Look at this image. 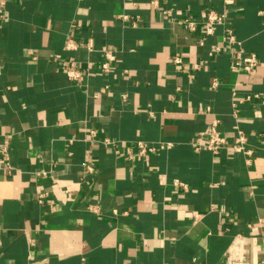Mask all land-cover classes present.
Here are the masks:
<instances>
[{"label":"crops","instance_id":"crops-1","mask_svg":"<svg viewBox=\"0 0 264 264\" xmlns=\"http://www.w3.org/2000/svg\"><path fill=\"white\" fill-rule=\"evenodd\" d=\"M0 264H264V0H8Z\"/></svg>","mask_w":264,"mask_h":264},{"label":"built area","instance_id":"built-area-1","mask_svg":"<svg viewBox=\"0 0 264 264\" xmlns=\"http://www.w3.org/2000/svg\"><path fill=\"white\" fill-rule=\"evenodd\" d=\"M8 0H0V23L3 21V19L6 16V4ZM154 6H156V1L152 2ZM168 15H171V11H166L165 12ZM123 20L129 21L130 17L124 15ZM184 26L191 32L196 31L198 28L197 22H195L192 19L186 18L181 21ZM225 22H227V16L224 13H221L216 10H210L206 14V18L204 21V32L205 35L211 36L215 33V30L218 25H222ZM135 24V22H132ZM229 40L231 42H235V39L231 32H229ZM76 48V45L73 42H68L67 43V49L73 50ZM89 51H94V47L92 45L88 46L87 48ZM220 51L219 47H216L213 52L211 53L212 55L218 53ZM115 54H113L111 51H105V59L106 61L103 63L102 70L103 71H109V63L115 60ZM174 62L177 64L181 63V59L179 57L174 58ZM72 64V63H71ZM259 64V59L255 54H245L243 51H240L237 53L235 61L233 63V69L245 73H250L253 71ZM199 66L196 65L195 68H198ZM67 75L70 79L74 81H78L82 79L81 73L76 70L75 68L72 67V65L68 66L67 68ZM217 84L216 82L213 83V86L215 87ZM238 136L240 143L239 145H235L233 147H230L227 143L226 138L220 133L218 130V121H214L209 129V134L207 136L206 142L201 145L198 143L197 150L201 149L202 147L211 151L213 154H218L223 150H231L234 152H244L245 154L249 155L251 154L250 151L245 149V141H246V136L242 131H238ZM106 143H111L109 140L106 141ZM140 147V155H146L147 153L153 152L154 148L153 147H144L143 145H139ZM3 152L5 153V161H8L7 157V149L4 147ZM45 194H40L39 195V202L42 203L45 198Z\"/></svg>","mask_w":264,"mask_h":264}]
</instances>
